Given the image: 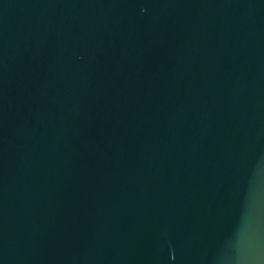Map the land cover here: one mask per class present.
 Wrapping results in <instances>:
<instances>
[{
  "label": "water",
  "instance_id": "95a60500",
  "mask_svg": "<svg viewBox=\"0 0 264 264\" xmlns=\"http://www.w3.org/2000/svg\"><path fill=\"white\" fill-rule=\"evenodd\" d=\"M0 264H264V0H0Z\"/></svg>",
  "mask_w": 264,
  "mask_h": 264
}]
</instances>
